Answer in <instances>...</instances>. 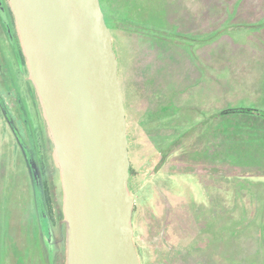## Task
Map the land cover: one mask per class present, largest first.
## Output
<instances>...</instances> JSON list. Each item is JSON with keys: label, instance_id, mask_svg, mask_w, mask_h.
<instances>
[{"label": "rangeland", "instance_id": "obj_1", "mask_svg": "<svg viewBox=\"0 0 264 264\" xmlns=\"http://www.w3.org/2000/svg\"><path fill=\"white\" fill-rule=\"evenodd\" d=\"M114 7L138 23L126 40L138 79L132 72L127 80L123 57L119 73L129 192L136 205L153 204L160 218L167 205L185 209L180 208L184 230L168 227L167 242L159 237L145 245L144 230L135 233L142 263L264 264V118L210 114L237 105L264 109V0H115ZM13 22L11 33L21 49ZM13 48L0 20V264H64L63 191L40 103L36 112L48 139L43 181L29 134L15 137L14 127L22 128L17 100H24L27 83H33ZM177 110L187 124L186 150L179 158L163 156L156 142L160 135L167 138L169 121L160 119ZM142 113L148 120L139 125ZM22 141L34 153L33 173ZM228 155L232 164L226 163ZM43 182L51 194L45 229L35 196Z\"/></svg>", "mask_w": 264, "mask_h": 264}, {"label": "water", "instance_id": "obj_2", "mask_svg": "<svg viewBox=\"0 0 264 264\" xmlns=\"http://www.w3.org/2000/svg\"><path fill=\"white\" fill-rule=\"evenodd\" d=\"M60 172L64 264H140L118 60L99 0H8ZM0 16L15 45L0 3Z\"/></svg>", "mask_w": 264, "mask_h": 264}, {"label": "flooded vegetation", "instance_id": "obj_3", "mask_svg": "<svg viewBox=\"0 0 264 264\" xmlns=\"http://www.w3.org/2000/svg\"><path fill=\"white\" fill-rule=\"evenodd\" d=\"M6 2H5V0L4 1L0 0V3L5 10V14H6L8 24L10 27L9 20H10V18L13 19V14L9 8L8 3L6 5ZM0 20H1L2 25L4 26V29L8 35V38H9V34L7 32V27L3 23L1 16H0ZM13 21H14V19H13ZM9 41L12 45V48L14 47L13 50L17 51V46H16L15 40H14L15 45H13L10 38H9ZM27 87H28L29 91L26 92V90H25L23 93L25 102H23L24 100H22L21 98H18L17 107L15 109L17 111V114H18L17 120L21 121L22 128L21 129L19 128V130H18V128L15 126L14 131H15V137L17 135H19V133L22 136L24 135L25 132H26V134H29L28 136H30L31 142L34 143L35 147L37 148V151L39 152V159L37 162L38 164H37L36 170L38 168V172H40L43 175V177L41 178V180H42L46 176V165H45L44 151L48 147L47 146L48 139H47L45 132H44V125L42 123L40 125V123H39V121L42 120V118H39L37 116L36 111H37V108L40 109V106L38 104L39 101L37 98L36 91H35L33 85L31 86L29 83H27ZM121 94H122V90H121ZM16 96H18V95H16ZM122 99H123V96H122ZM123 104H124V108H126L124 99H123ZM32 116L34 117V119L36 121L34 127H32L30 125V121H29L30 118L32 119ZM7 118H9L8 122L11 123L12 120L10 119L9 115H7ZM32 136H33V139H31ZM20 148H21L22 153H23L22 155H23L24 159L26 160V164H27L29 171L31 173H33L32 169L36 165L35 161H34V156H33L34 153H32L31 149L28 148L27 145L23 141L20 145ZM216 173H217L216 168L212 169L210 171V177L211 178L216 177ZM38 185H39V183H38ZM40 188L42 190V191H39L40 196L44 199V202L42 200L40 202H42L44 207H45V205L47 207L48 205L46 202L51 198V194L49 191V184L43 182V185H41ZM40 188L38 187L37 189H40ZM133 201H134V195H133ZM153 203H154V200H153ZM167 206H168L167 212L166 213L164 212V217L160 218L161 217V216H159L160 213L156 212V209H154L153 204L150 206H146V205L140 206V205H138V204L136 205L134 203L133 209H132V216H131V223H132V227H133V237H134L135 233L138 232L139 229H143L144 230V232L142 234L143 236L141 235L140 238L142 239V242H145L146 243L145 245H147L148 243L156 242L155 239L157 240L159 237L162 238V240H164L165 242H167L168 239H170L169 233L166 232L168 227H170L172 229H177L179 232L180 231L182 232L185 228L184 216L180 218V216H181L180 208L182 209V212H185V209L183 208V204H179L178 210H176L175 207L171 208V205H167ZM49 220H50V217L46 213H44V221H45L46 225L49 224ZM149 233L153 234L154 236H149ZM153 239H154V241H153ZM139 242H140L139 240L135 241V247H136V250H137V253H138V256L140 259V264H141L143 262L144 252L140 248L141 245Z\"/></svg>", "mask_w": 264, "mask_h": 264}, {"label": "trees", "instance_id": "obj_4", "mask_svg": "<svg viewBox=\"0 0 264 264\" xmlns=\"http://www.w3.org/2000/svg\"><path fill=\"white\" fill-rule=\"evenodd\" d=\"M106 1L107 0H101V1L99 0L101 10L103 11V14H104L105 22L109 30L111 31L113 49L117 57V60L120 62V57H123L122 59V61H124L123 64L127 65L129 64V60L131 59L130 43L126 41L128 40L129 37L123 38L122 36L123 35L129 36L127 35V31L133 29V27L137 26L138 23L129 21L127 17H124L125 15H121L119 12H117V10H115V7H114L115 0H109V2H106ZM146 24L147 23H144L141 25H146ZM113 30H115V32L117 33H114ZM115 49L120 50V52L115 51ZM13 53L16 56L17 62L23 64L24 57H23V54L19 46H17V51H14ZM210 114H212L214 117L218 116L220 118L227 117V116H234V117L248 116V117H261V118L263 117L264 118V109L253 108L252 106L237 105V106H232V107H225V108L219 109L218 111L214 110V111H211ZM181 117L182 116L180 114V110H177L172 114L170 113L164 114L160 119L161 122L169 121V124L166 127L168 128V131H169L167 138L165 139L163 135H160L159 137H157V142H156V146L161 148L160 150H162V152L164 153L163 156H167L171 151L177 150L178 143L180 146L179 148L180 150H182V152H185L186 150L185 133L187 132V126H186L187 124L185 123V120ZM146 120H148V117L144 116L143 113L138 116L139 125H141V123L145 122ZM198 123H201V122L198 121L197 124ZM193 124H194V121H193ZM197 124L195 122L194 125H197ZM159 125L162 126V124L159 123L156 129H159ZM127 139H128V136H127ZM128 156H129V151H128ZM232 158L233 157L231 155H228L226 163L232 164V161H230ZM130 174L131 173H130V167H129V176ZM35 196H36V204H37L38 210L40 211V220L41 222L45 223L44 212H43L45 207L42 204V202H40L41 200L44 202V199L40 196V192L37 193ZM45 225L46 223L43 224V228Z\"/></svg>", "mask_w": 264, "mask_h": 264}, {"label": "crops", "instance_id": "obj_5", "mask_svg": "<svg viewBox=\"0 0 264 264\" xmlns=\"http://www.w3.org/2000/svg\"><path fill=\"white\" fill-rule=\"evenodd\" d=\"M123 38H127L128 36H126V35H123L122 36ZM115 51H116V49H115ZM120 62L118 61V79H119V73H120V70H122L123 71V69H121L120 68ZM152 64H154V62L153 61H150V63H148V65L149 66H151ZM128 68H129V70H128ZM125 70H124V73L126 74V78H127V80H129V81H131L133 78H131L132 77V72H135V79L134 80H136V79H138V76H137V72H136V67H135V65H134V60H132V58L129 60V64H127V65H125V68H124ZM144 71H145V69H143ZM119 82H120V79H119ZM133 92H135V91H133ZM130 93H132L131 91H130ZM133 94V93H132ZM180 146H179V143H178V147H177V150H173V151H171L167 156H171L172 154L173 155H176V157H180V154L182 153V150H180V148H179ZM153 149V148H152ZM146 156H148L147 154H146ZM138 174H139V172H138ZM179 196H180V193H179ZM179 200H180V197H178V202H179Z\"/></svg>", "mask_w": 264, "mask_h": 264}]
</instances>
